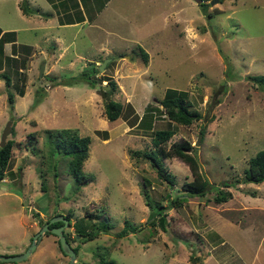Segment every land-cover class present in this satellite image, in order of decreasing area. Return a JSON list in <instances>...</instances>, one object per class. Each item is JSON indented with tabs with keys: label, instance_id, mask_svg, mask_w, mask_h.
<instances>
[{
	"label": "rangeland",
	"instance_id": "374dc122",
	"mask_svg": "<svg viewBox=\"0 0 264 264\" xmlns=\"http://www.w3.org/2000/svg\"><path fill=\"white\" fill-rule=\"evenodd\" d=\"M28 1L26 16L21 0H0V26L19 28L21 43L39 44L34 54L19 50L16 59L25 57L23 64L10 60L0 69V139L11 121L6 139L13 140L0 180V254L26 250L59 212L71 215L64 227L70 237L76 235L71 226L76 218L89 228L106 218L111 224L92 239L71 240L77 246L74 264H99L98 256L119 264H251L252 259L264 264V181L233 182L243 177L249 157L264 148V85L248 78L264 74V0H203L205 10L198 0H109L103 7V0H88L82 7L86 18L65 15L85 22L68 25L43 20L41 13L55 8L48 0ZM45 32L53 39L62 36L67 49L58 54L55 40H41ZM8 46L4 55L14 57ZM95 66L99 71L91 76L99 88L79 78L70 81ZM107 84L103 92L101 85ZM6 88L14 93L12 110ZM173 92L202 117L188 125L169 119L159 100ZM109 99L124 105V115L114 121L104 113ZM147 106L152 115L143 116ZM63 128L90 136L82 163L85 180L75 179L70 157L54 147ZM165 128L174 130L165 148L176 140L194 147L210 182L204 196L181 192L183 182L193 178L181 158L161 157L174 176L170 184L141 155L155 150L154 130ZM103 129L108 138L97 132ZM218 188L230 192L226 201L213 200ZM175 194L182 197L174 206L158 207ZM151 209L165 214L162 226L149 222ZM126 220L138 227L118 236ZM68 260L57 236L45 231L26 259L0 264Z\"/></svg>",
	"mask_w": 264,
	"mask_h": 264
},
{
	"label": "trees",
	"instance_id": "16d2710c",
	"mask_svg": "<svg viewBox=\"0 0 264 264\" xmlns=\"http://www.w3.org/2000/svg\"><path fill=\"white\" fill-rule=\"evenodd\" d=\"M48 1L52 3V5L55 8H57V6L59 7L63 6L62 7L63 9L68 8L69 3L72 2L70 4L73 6L74 10L77 13L79 11V1L78 0H48ZM198 1H199V5H201V8L205 10L204 9L205 4L204 2H202L203 0H198ZM81 2L83 3V6L84 4H87V0H81ZM20 8H22L21 10L24 13H29L30 9H29L27 0H21ZM81 15H82L81 13L78 14V16H81ZM82 18H83V15H82ZM9 41L13 42L12 43L13 53H16L15 51L19 52V50H22L27 54L31 50L30 46L27 44H20L19 46L15 45L14 43L15 31L14 30L1 31V28H0V69L4 67L3 62H9L10 60H12V61H18L19 63L23 64L25 61V57H22L18 60L16 59V57H13L11 55H4V48H3L4 43L9 42ZM139 49L142 53V56L146 59L147 58L146 51H144L141 48V46L139 47ZM98 71L99 70H97V66L92 67V69H89V70L83 69L81 70L78 76L71 77L70 81L76 78H79L80 80L81 79L86 80L87 83H90L92 86H95L97 84V81L91 75L92 73H96ZM1 77L4 79L6 85L10 84V78L8 74L4 73L1 75ZM248 78L252 79L255 83L259 85H264V74L249 75ZM109 83L111 85L110 91H112L115 88V83L112 81ZM5 91L7 93L8 105L10 109L12 110V105L14 103V93L7 88ZM102 91L108 92L105 90H102ZM17 92H18V95H21V96L24 94L23 88L18 89ZM184 100L185 99L182 96L176 95L173 92V93L165 94L164 97L159 100V103L162 104L165 110V113L169 119L179 124H182V125H188V124H191L194 120L201 118L202 116L197 110L190 109L188 102ZM123 109H124V105L120 101L113 100V99H109L105 101L104 113L107 119L110 121H114L118 119L119 117H122L124 115ZM127 109L130 114L135 115V111L133 107L131 106V104H129V102L127 103ZM152 109L153 108L151 106H147L146 113H144L143 116L145 114H151L153 111H150V110ZM135 117L138 118V115H136ZM142 117H140L139 119H141ZM203 131H204L203 129L200 130L201 136L203 135ZM97 132L101 133L104 136V138H108L107 130L103 129ZM173 133H174V130L169 129V128L154 130L152 141L155 145V150L144 151L141 153V155L147 158L153 165H155L157 169L158 177L160 179H164L168 181L170 184H174L175 179H174L173 174L164 167L161 157L177 156L181 158L186 163H188L191 169V172H192V176H193L191 180L183 182L181 192L182 193L185 192L186 196H192V195L204 196L207 190L209 189L210 182L208 178L204 176L203 173L200 171L199 162L196 158L194 147L190 144V141L176 140L171 143L169 149L164 147V143L171 137ZM56 134L58 136L53 141L55 149L58 152H61L64 155H67L70 157L69 172L75 177L76 180L81 181L82 178L84 179V177H86L84 176L85 174L82 171V163L84 159L87 158L88 156V145L90 142V136L88 135L80 136L77 133L71 132L68 128H63L61 130H58ZM12 141H13L12 139H6L5 144L3 146H0V180L5 176L6 167L11 158ZM240 181L255 182V183H260L264 181V148L259 149L254 155L249 157L247 167L243 171V177L241 179L236 178L233 182H240ZM223 185L226 186V185H229V183L227 182V184L224 183ZM181 197H182L181 194H175V196L171 198V200H169V204L167 205L159 204L158 207H162L163 209L167 207H172L177 202L180 201ZM229 197H230V192L225 191L222 188H218V190L216 191V193L213 195L212 198L216 202H222V201H226ZM146 204H149L148 201H146ZM151 210L152 212L150 213V216L148 218V220L151 219L149 222L153 224L157 220L159 224L162 226L163 222L166 219L163 211L161 210L155 211V209H151ZM55 214H59V212H56ZM64 215L69 219V224H70L71 215L69 213H65ZM81 219L82 218H76L71 224V226H73L74 230L76 231L75 237H70L69 231H66L63 229V232L71 245H72L71 240H75L78 237L89 240V239H92L98 236L101 232L107 231L111 227V224L108 218L95 222L91 228H89L88 223L86 224L82 223ZM61 224H62V221L58 220V221H54L50 223L49 227L58 226ZM137 227L138 225L129 223L126 220L124 227L119 232H117L118 236H123L127 234L128 232H134L137 229ZM49 232H50L49 230H46V233H49ZM57 243H58V247L63 252V250L60 247L58 237H57ZM72 247L75 253L77 254V246L72 245ZM191 258L192 256H190V260ZM197 259H199V257H197ZM98 262L99 264H119L114 259H105L102 256H98Z\"/></svg>",
	"mask_w": 264,
	"mask_h": 264
},
{
	"label": "water",
	"instance_id": "95a60500",
	"mask_svg": "<svg viewBox=\"0 0 264 264\" xmlns=\"http://www.w3.org/2000/svg\"><path fill=\"white\" fill-rule=\"evenodd\" d=\"M110 59V57L105 58L104 61H102L99 65H98V69L99 70H103L107 61ZM41 68L40 67V73H41ZM100 85L96 84L95 87L99 88ZM102 87L105 90V87H110L109 84H107V86L102 85ZM10 125H11V121H8L3 130H2V135H1V139H0V146H3L6 142V136L10 131ZM62 221L61 225L58 226H53V227H49V224L54 222V221ZM69 222V219L64 215V214H56L53 216V218L47 220L42 226L41 228L34 234L33 238H32V242L30 243V245L28 246V248L26 250H24L21 253L18 254H13V255H4V254H0V261H21L26 259L30 253L34 250V248L36 247V241L38 238L41 237V235L46 231L49 230L50 232H52L53 234H55L58 239H59V244L61 249L63 250V252L65 254H67L69 256V260L67 262V264H74L76 261V253L72 247V245L69 243V241L67 240L63 229L65 227V225Z\"/></svg>",
	"mask_w": 264,
	"mask_h": 264
},
{
	"label": "crops",
	"instance_id": "0c3cea01",
	"mask_svg": "<svg viewBox=\"0 0 264 264\" xmlns=\"http://www.w3.org/2000/svg\"><path fill=\"white\" fill-rule=\"evenodd\" d=\"M19 1L20 0H18V3H19ZM28 1V0H27ZM79 1V9H81L82 10V7H83V3L81 2V0H78ZM104 2H103V5H102V7L105 5V4H107L108 2H109V0H103ZM29 2V1H28ZM87 2H88V0H87ZM220 2H222V0H220ZM30 3V2H29ZM214 2H211V4H213ZM51 7H52V5H51ZM63 6H57V8H53V11H49V12H47V13H45V12H42L41 13V16H44V17H46L45 19H43L44 21H47L48 19H51V18H54V19H56L57 20V22L60 24V25H68V24H76V23H80V22H85L84 20L85 19H81V20H66L65 19V15H67V14H69V16H73V17H75V16H78V14L80 13L79 11H78V13L74 10V8H73V6H69L68 8H65V9H63L62 8ZM37 10H39V8L37 9ZM101 11H102V8L100 9ZM99 10V11H100ZM20 11L24 14V15H26L22 10H21V8H20ZM39 11H42V10H39ZM73 11H74V13H73ZM99 11L97 12V13H99ZM43 13H45V14H43ZM81 14L83 15V17H84V12H83V10H82V12H81ZM27 16V15H26ZM31 16V15H30ZM33 17H35V16H33ZM84 18H86V17H84ZM23 19H24V17H23ZM88 20V19H87ZM31 27H34V26H32L31 25ZM0 28H1V31H7V30H14L15 31V41H14V43H15V45H17V46H19L20 44H27V45H29L30 46V48H31V50H30V52H33V54L34 53H36V51H34L35 50V48L39 45L38 44V42H33L32 44H30V43H21L20 41H18V38H17V32H18V29H17V27H15V28H9V27H4V26H0ZM35 28V27H34ZM33 28V29H34ZM25 29V28H24ZM36 29V28H35ZM28 30H30V28H28ZM52 34H50V32H45L44 33V35L43 36H41V40H43V41H45L46 39H52V40H55V42L57 43V47H56V49H57V53L58 54H60V52H62L60 49H67L66 47H67V45L66 46H62V42L64 41V38L62 37V36H60V35H56L55 37H54V39L52 38ZM12 41H9V42H5L4 43V46H3V48H4V51H5V48H7V45H9L10 47L11 46H13L12 45ZM8 46V47H9ZM18 49V48H17ZM59 49V50H58ZM16 53H14V57H18V51H15ZM7 55H12V54H9V53H6ZM52 55V52L50 53V52H48L47 54H46V56L47 57H50ZM53 55H54V52H53ZM31 56V55H30ZM92 59V58H91ZM92 60H90V62H91ZM97 63H98V60H95L94 61V65H97ZM21 69V68H20ZM253 261H254V259H252L251 260V264L253 263ZM255 262V261H254ZM262 263H264V262H262ZM255 264V263H254Z\"/></svg>",
	"mask_w": 264,
	"mask_h": 264
}]
</instances>
